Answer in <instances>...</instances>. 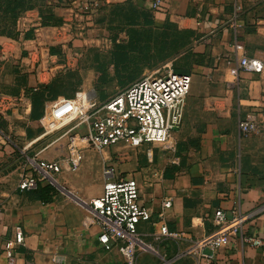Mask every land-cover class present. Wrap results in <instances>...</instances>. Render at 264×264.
I'll return each instance as SVG.
<instances>
[{"label": "crops", "instance_id": "1", "mask_svg": "<svg viewBox=\"0 0 264 264\" xmlns=\"http://www.w3.org/2000/svg\"><path fill=\"white\" fill-rule=\"evenodd\" d=\"M237 6L241 9L236 12ZM87 7L92 9L85 14L79 10ZM121 10L127 17H120ZM77 13L78 20L85 19L88 34L70 41L73 49L68 53L66 45L49 44L52 38L58 43L70 39ZM12 19L13 31L4 32L1 25ZM60 21L56 29L43 25ZM174 28L192 31L203 43L197 52L201 61L189 73L192 86L183 122L172 148L146 144L144 167L126 176L122 173L127 169L116 171L115 176L135 178L143 204L153 213L152 222L141 225L139 232L154 251L140 253L137 264H264V73L243 71L234 84L230 73L237 42L248 57L264 62V0H0V90L17 100L0 113V264H125L118 250L107 251L99 244L100 227L91 209L92 200L103 192L110 148L104 153L84 150L83 160L95 155L92 165L82 160L78 169L55 176L76 197L56 186L42 196L18 186L31 172L30 160L62 162L68 156L51 149L56 142L44 135L42 119L46 104L72 97L60 88L68 70L83 77L77 92L94 82L95 72L84 70L96 69L80 60L84 50L74 48L99 36L111 60L120 43L129 53L147 58L154 51L142 40L139 49L132 43L159 35L155 51L160 53L162 33ZM52 50L65 54L63 62ZM249 112L255 113L258 130L241 137L238 122ZM82 130L87 132V127ZM116 146L129 150L124 143ZM165 200L171 201V208L160 220ZM235 208L255 211L244 224L243 237L217 252L204 250L212 255L210 261L194 255L195 239L214 230L215 211L222 209L230 217ZM163 224L181 238L158 235ZM17 227L25 244L9 257L5 243L14 239ZM247 237H257L263 245L254 247Z\"/></svg>", "mask_w": 264, "mask_h": 264}, {"label": "built area", "instance_id": "2", "mask_svg": "<svg viewBox=\"0 0 264 264\" xmlns=\"http://www.w3.org/2000/svg\"><path fill=\"white\" fill-rule=\"evenodd\" d=\"M71 2L72 0H62ZM159 2L154 4L158 7ZM92 7L79 9L84 14ZM241 8L236 7V12ZM82 15V14H80ZM74 24L70 23V39L58 41L52 38L49 44L66 45L71 51L70 41L86 36L89 27L85 19H79L77 13ZM59 26V25H57ZM48 26L49 28H59ZM65 27V24H64ZM45 35V34H44ZM41 34V37H44ZM53 36V34H50ZM49 47V45H46ZM236 61L230 73L237 82L241 72L264 73V62L256 57H248L244 46L236 43ZM48 53L50 51H47ZM239 52H243L241 56ZM168 70L144 75L133 81L110 98L101 101L97 92H78L72 98H60L46 104V112L42 119L44 135L67 129L68 133L85 125L87 132L80 136L75 133L71 137L70 153L62 162H45L30 160V173L19 182L21 191L35 190L42 182L55 185V176L62 170H76L83 160V151L91 149L102 152L120 143L126 147L137 148L146 144H157L172 148L173 135L183 122L186 100L192 86V76L187 73H175L172 64ZM17 103L16 98L8 96L0 90V113L7 111ZM238 128L241 137L249 136L258 130V122L254 112L240 117ZM83 142L81 147L76 143ZM103 192L92 200L91 209L96 224L100 227L99 244L107 251L118 250L124 257L125 264H137L140 253L154 251L142 238L139 228L152 222L153 213L141 200V190L135 178H116L113 166H105ZM171 208V201L165 200L158 213L160 220ZM255 215L254 212L243 213L239 208L228 217L222 210H216L211 218L214 230L212 234L195 239L193 254L210 261L212 255L204 250L217 252L227 248L233 238L243 237L244 224ZM160 236L179 239L181 235L171 232L166 224L161 225ZM245 240L254 247H261L259 238L247 237ZM193 242V241H192ZM25 244V236L20 227L16 228L15 237L5 243V252L9 257L16 246Z\"/></svg>", "mask_w": 264, "mask_h": 264}, {"label": "rangeland", "instance_id": "3", "mask_svg": "<svg viewBox=\"0 0 264 264\" xmlns=\"http://www.w3.org/2000/svg\"><path fill=\"white\" fill-rule=\"evenodd\" d=\"M123 13L124 10H121L122 15L120 17H127V12L125 14ZM111 18L114 19V17ZM15 22L16 19H12L6 24H2L1 28L4 29V32H12L13 26L16 25ZM112 26L115 28L114 25ZM100 28L102 30L106 29V27ZM98 37L99 36L90 37V42H88V45L77 46L74 48V50H84V55L80 60L86 63L88 68L96 69L84 70L90 72L94 71L95 79L93 83H88V85H86V88L83 90V92L95 91L99 96H101V101L104 97L113 96L120 90L127 87L132 81L144 75L153 74L157 71H160V74L165 73V71L168 70L167 65L169 64H172V69L175 72L178 70L180 73H190V70L193 69V65L201 61V55L197 52L200 47L203 46V43L198 42L197 38H195V34L192 31L174 28L170 31L165 30L162 33V51L160 53L155 51L157 47L155 40H159V35L156 36L152 34L148 38H138L136 42L132 43L133 48L139 49L140 41L142 40V43H145L144 45H148L154 52L151 53L150 57L147 58L141 56L140 53H130L129 57L126 58L125 65L122 66L121 69L115 70L114 62L110 57V52L108 51L105 43H102L101 40L100 42L97 41V39H99ZM119 45L123 44L120 43ZM128 46L130 47V43H128ZM52 51V53L60 54V60L63 62L65 59V54L55 50ZM68 52L69 50L67 49L66 53ZM146 65L152 66L144 70L143 67ZM66 76L67 78L62 83L60 88L65 91V93L74 97L78 93L77 84L82 81L83 77L73 70H68ZM102 81H105V83H101ZM84 126L85 125H82L75 131H72L68 134V130L64 129L60 132L46 135L51 139V141L56 142L55 147H52L51 149H60L63 153L69 154L71 137L75 133H78L80 136L85 135L86 132L82 130V127ZM76 144L81 147L86 146V143L83 142H78ZM120 147L121 146H114L110 148L112 156L109 160H107L106 165L113 166L117 172L127 169L128 172H123L122 176H126L128 173H133L144 167L143 157L147 151L144 145L137 148L126 147L129 150H124ZM107 149L109 148L104 149L100 153H104L107 151ZM85 150H87V148ZM106 155H108V153H106ZM94 156L95 155L93 153L87 154L86 159L83 160V164L92 165L91 163L95 161ZM90 157H92L91 160H89ZM93 173L95 174V172ZM54 186L62 190L60 188L61 185L58 182Z\"/></svg>", "mask_w": 264, "mask_h": 264}, {"label": "trees", "instance_id": "4", "mask_svg": "<svg viewBox=\"0 0 264 264\" xmlns=\"http://www.w3.org/2000/svg\"><path fill=\"white\" fill-rule=\"evenodd\" d=\"M21 13V12H20ZM20 13H19V15H20ZM16 14V13H15ZM17 15V14H16ZM15 15V16H16ZM19 17V16H18ZM62 23H61V21L60 22H56V23H54V24H47V22H43V25H49V26H57V25H61ZM132 48H133V46H131ZM116 48H117V51H118V54H117V56L116 57H113V62H114V64H115V70H119V68L121 67L122 68V66H124L125 65V61H126V58H128L129 57V51H128V49L126 48V46L125 45H119V44H117V46H116ZM127 49V50H126ZM126 50V52L124 53V51ZM175 72V71H174ZM175 73H180V72H178V70L175 72ZM187 74H189V73H187ZM101 83H105V81H102ZM72 98V97H71ZM53 191V190H55L56 191V188L54 187V185H52V184H48L47 186H45V187H43V186H41L40 184H39V186L35 189V190H33V191H35V192H37V194L39 195V196H42L44 193H47V192H50V191Z\"/></svg>", "mask_w": 264, "mask_h": 264}, {"label": "water", "instance_id": "5", "mask_svg": "<svg viewBox=\"0 0 264 264\" xmlns=\"http://www.w3.org/2000/svg\"><path fill=\"white\" fill-rule=\"evenodd\" d=\"M177 129V128H176ZM60 188L63 190V192H65L66 194H69L73 197H76L74 194H72L70 191L66 190L65 188H63L62 186H60Z\"/></svg>", "mask_w": 264, "mask_h": 264}]
</instances>
